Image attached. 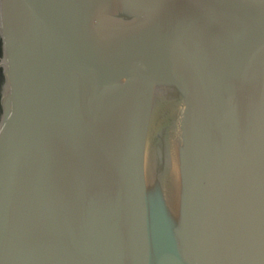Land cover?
<instances>
[{
	"label": "water",
	"instance_id": "1",
	"mask_svg": "<svg viewBox=\"0 0 264 264\" xmlns=\"http://www.w3.org/2000/svg\"><path fill=\"white\" fill-rule=\"evenodd\" d=\"M0 264H264V0H0Z\"/></svg>",
	"mask_w": 264,
	"mask_h": 264
}]
</instances>
